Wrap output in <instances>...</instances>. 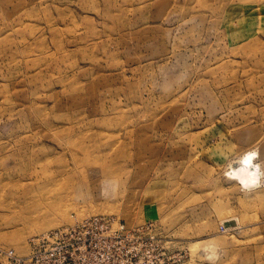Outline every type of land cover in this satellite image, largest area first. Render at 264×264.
Returning a JSON list of instances; mask_svg holds the SVG:
<instances>
[{
	"label": "rangeland",
	"instance_id": "obj_1",
	"mask_svg": "<svg viewBox=\"0 0 264 264\" xmlns=\"http://www.w3.org/2000/svg\"><path fill=\"white\" fill-rule=\"evenodd\" d=\"M45 220L79 264H264V0H0V247Z\"/></svg>",
	"mask_w": 264,
	"mask_h": 264
},
{
	"label": "built area",
	"instance_id": "obj_2",
	"mask_svg": "<svg viewBox=\"0 0 264 264\" xmlns=\"http://www.w3.org/2000/svg\"><path fill=\"white\" fill-rule=\"evenodd\" d=\"M109 223V221H107ZM91 221H84L72 226L51 229L30 239V251L19 255L12 248L0 247V259H6L5 264H79L87 254ZM123 232V225H120ZM119 230H113V237L120 238ZM140 230H136V232ZM126 236L134 238L136 232L124 229ZM124 236V235H122ZM140 239H143L142 236ZM2 264H4L2 262Z\"/></svg>",
	"mask_w": 264,
	"mask_h": 264
},
{
	"label": "bare ground",
	"instance_id": "obj_3",
	"mask_svg": "<svg viewBox=\"0 0 264 264\" xmlns=\"http://www.w3.org/2000/svg\"><path fill=\"white\" fill-rule=\"evenodd\" d=\"M242 147H245V146H242ZM242 147L240 146L239 149ZM257 153H258L257 151H252V150L247 151L246 150L242 154L236 156L234 160H232V163H231L232 165L227 172L228 176L235 179L236 182L240 184L242 187L252 188V186L256 184V180L258 178V175L260 174L259 171L261 169L260 163H258L255 160V156ZM72 223L73 222L69 224H72ZM59 225H60L59 223H54V221L46 222L45 220L43 223L37 224V228L33 230L31 233L37 232V234H41L43 232H46L47 229L49 230L50 228L51 230V228L57 227ZM24 236H25V232L14 231L13 233H10L8 235V239L10 240V242H13L12 244L14 243L19 244V241H25ZM15 244L14 246H16Z\"/></svg>",
	"mask_w": 264,
	"mask_h": 264
}]
</instances>
